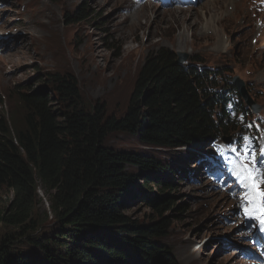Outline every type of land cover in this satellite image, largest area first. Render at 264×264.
Wrapping results in <instances>:
<instances>
[{"label": "trees", "instance_id": "trees-1", "mask_svg": "<svg viewBox=\"0 0 264 264\" xmlns=\"http://www.w3.org/2000/svg\"><path fill=\"white\" fill-rule=\"evenodd\" d=\"M75 14L66 19L91 15L83 8ZM189 63L198 62L179 65L167 49L150 55L119 117H106L102 107L85 110L70 76L51 80L62 110L49 91L26 87L17 96L21 120L0 112V225L9 230L0 237V264H177L162 240L171 225L166 215L187 211L169 193L180 173L153 155L114 151L105 142L125 134L151 151L175 152L241 132L232 123L237 116L225 111L229 97L248 112L226 72ZM39 190L52 216L46 228L33 218ZM132 201L151 212L143 223L129 216Z\"/></svg>", "mask_w": 264, "mask_h": 264}, {"label": "rangeland", "instance_id": "rangeland-1", "mask_svg": "<svg viewBox=\"0 0 264 264\" xmlns=\"http://www.w3.org/2000/svg\"><path fill=\"white\" fill-rule=\"evenodd\" d=\"M207 1L200 0L196 6L193 3L176 6L174 9L183 13L188 10L183 21L178 13H173V7L157 3L141 6L144 20L138 22V31L132 35L131 26L137 8L132 10L130 0H0V36L21 34L28 37L22 59L15 58L7 67L0 63V112L21 120L23 111L17 96L26 87L49 91L55 101L54 108L62 110L61 100L53 93L51 80L52 76H70L76 82L80 103L85 110L102 107L106 117H119L125 111L136 75L145 60L155 52L167 49L176 55L187 56L186 62L190 58L197 60V64L189 63V66L212 70L216 74L226 72V78L232 82L238 78L250 100L247 104L242 98L243 106L248 110L253 107L258 110V114L251 111L250 125L258 116L264 121V32L259 36L264 28V12L257 4L240 0L242 10L236 19L240 24L234 26L232 19H225L224 15L219 21L222 24L217 25L219 33L216 37L215 34L208 35L209 31L203 32L206 27L203 23L211 16L201 12ZM219 1L216 6L218 19L227 0ZM80 8L91 14L87 20L71 23L66 19H73ZM33 18L38 23L31 27ZM40 23L50 34L41 32ZM35 30L39 32L35 37L27 35ZM219 37L223 40L221 48ZM51 44H55L64 55L65 64L57 56L46 55L45 51L52 53ZM19 45L20 41H15L8 46ZM3 48L7 51V46ZM2 51L0 47V53ZM44 76V81L39 80ZM105 146L114 151L153 155L178 173L183 175L185 171L186 177L180 174L173 176L176 185L169 193L177 204L186 206L187 211L182 216L172 212L166 215L171 225L162 240L171 249L177 264H252L246 261L240 250L241 247H250V244L238 238L237 224H232L233 204H239L240 195L244 191L246 193V189L232 176L223 194L215 192L211 181L202 178L208 172H204L208 163L203 161L199 166L193 165L196 154L200 152L198 150L206 151L208 145L181 148L175 152L151 151L133 136L114 134L107 138ZM204 155L201 160H205ZM141 184L140 181L138 185ZM38 198L41 203L35 208L33 218L41 228H46L52 216L41 190ZM4 199H0V207ZM128 214L133 220L143 223L151 212L140 202L132 201ZM7 231L0 225V237Z\"/></svg>", "mask_w": 264, "mask_h": 264}, {"label": "bare ground", "instance_id": "bare-ground-1", "mask_svg": "<svg viewBox=\"0 0 264 264\" xmlns=\"http://www.w3.org/2000/svg\"><path fill=\"white\" fill-rule=\"evenodd\" d=\"M200 0H155V2L157 4H159L160 6H163V7H171V5H175V6H185L187 4L189 5H192V3L196 6L198 4ZM220 1L219 0H208L206 5H204V7L202 8L201 12L202 15H206L207 13H209L211 16L209 18V20L206 22L204 21L203 25L206 27L203 29V32H207L209 31V34H215L214 36L218 37V33H219V30L217 28V25H221L222 23L219 22L220 19L222 20L223 16L225 15V19H232V23L234 26H237L239 25L238 22H236V19H237V15L238 13L240 12V10H242V6L240 7V0H227V2L223 3L226 5L225 9H223L224 11L222 12V14L220 15L219 19H218V12H217V9H216V6L218 5ZM242 2V1H241ZM222 3V2H221ZM256 4L259 6L260 8V11H263L264 12V1H261V0H257L256 1ZM220 7V6H219ZM247 8V7H246ZM172 9V8H171ZM174 9V7H173ZM135 10V9H134ZM187 10V9H186ZM230 10V11H229ZM173 13H178L180 15V19L183 21V18L186 17L187 15V12L186 13H183L182 11H178L176 9L172 10ZM171 11V12H172ZM248 13V12H247ZM146 15V14H145ZM172 15V14H171ZM176 16V15H175ZM230 16V17H229ZM134 23H132V26H131V31H132V35L133 33L136 35L137 31H138V28H139V24L138 22H140V20H144V13H143V10H142V7H139L137 8L136 12L134 13ZM147 17V15H146ZM240 17V15H239ZM146 19V18H145ZM241 20V19H240ZM40 21V20H39ZM246 21V20H245ZM224 22V21H223ZM228 22V21H226ZM240 22V21H239ZM38 21L36 18H33L32 21H31V27H34L35 24H37ZM146 23V21H145ZM41 27L43 28V30H41V32L43 33H49L47 31V29H44L45 26H43L41 23H40ZM19 26H22V25H19ZM18 25H16V27H19ZM229 27V26H228ZM141 28V27H140ZM216 28V29H215ZM194 31H196L194 29ZM38 30H35V31H30L27 33L28 36L30 37H35V34H37ZM41 32L40 34L38 35H41ZM39 33V32H38ZM195 33V32H194ZM199 33V32H198ZM208 33V32H207ZM50 34V33H49ZM200 34V33H199ZM225 34V33H224ZM196 35V34H195ZM202 36H206V35H202ZM27 38L26 36H22L21 34H17L16 36L12 35V34H9L7 36H0V47L3 49V51L0 53V63H5L4 65L2 64L1 66H4V67H7V66H10V64H13L11 61H14L15 58H23L24 57V49L26 48V46L28 45L27 44ZM134 38V37H133ZM53 39V38H52ZM207 39V38H206ZM211 39V38H210ZM219 41H218V44H219V48H221L223 46V40L219 37L218 38ZM25 40V41H23ZM46 40V39H45ZM51 40V39H50ZM213 40V39H212ZM15 41H20V45L18 47H13V48H10L8 45L10 44V42H15ZM47 43V42H46ZM25 44V45H24ZM49 44V43H47ZM17 45V44H16ZM4 46H7V51L3 48ZM21 46V48L19 49V47ZM46 46V45H45ZM47 50L51 51L52 50V53H49L48 51H45L47 52L46 55H50L52 54L54 57L57 56V59L60 58L61 60V63L62 64H65V57L64 55L61 53V51H59L57 49V47L55 46V44H51V47L52 49L47 46ZM62 48V47H61ZM29 49V48H28ZM41 49V48H40ZM51 49V50H50ZM37 50V49H36ZM5 51V52H4ZM30 51V50H29ZM54 51V52H53ZM4 52V53H3ZM40 53V52H39ZM61 53V54H60ZM29 55V54H28ZM25 60V59H24ZM11 62V63H10ZM187 62L183 63V64H179V65H185ZM15 65V64H14ZM231 80V79H230ZM234 80V79H233ZM237 93H239V90L237 88V86L234 84V81H233V84H232ZM240 95V93H239ZM241 96V95H240Z\"/></svg>", "mask_w": 264, "mask_h": 264}, {"label": "snow or ice", "instance_id": "snow-or-ice-1", "mask_svg": "<svg viewBox=\"0 0 264 264\" xmlns=\"http://www.w3.org/2000/svg\"><path fill=\"white\" fill-rule=\"evenodd\" d=\"M233 151L237 150L233 149ZM261 153L264 154V149ZM250 155L247 149L240 153L232 174L246 189L241 210L246 218L256 220L260 230L264 231V189L260 187V184L264 183V169L256 167L249 160Z\"/></svg>", "mask_w": 264, "mask_h": 264}, {"label": "water", "instance_id": "water-1", "mask_svg": "<svg viewBox=\"0 0 264 264\" xmlns=\"http://www.w3.org/2000/svg\"><path fill=\"white\" fill-rule=\"evenodd\" d=\"M186 60H187V56H181L180 54H177V63L178 64H183L186 62ZM233 81H234V84L237 86L239 93L242 96V98L245 99L247 104H250V100L248 99L247 94L244 90V84L238 78H235ZM224 142L229 143L228 140H226Z\"/></svg>", "mask_w": 264, "mask_h": 264}]
</instances>
